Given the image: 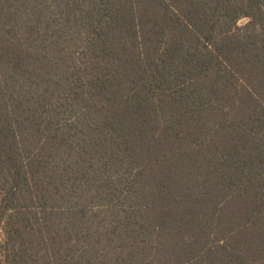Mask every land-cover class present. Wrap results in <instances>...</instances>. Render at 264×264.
<instances>
[{
  "label": "trees",
  "instance_id": "1",
  "mask_svg": "<svg viewBox=\"0 0 264 264\" xmlns=\"http://www.w3.org/2000/svg\"><path fill=\"white\" fill-rule=\"evenodd\" d=\"M0 264H264V0H0Z\"/></svg>",
  "mask_w": 264,
  "mask_h": 264
}]
</instances>
